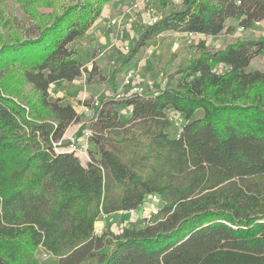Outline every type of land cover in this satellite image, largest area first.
<instances>
[{"label":"trees","instance_id":"1","mask_svg":"<svg viewBox=\"0 0 264 264\" xmlns=\"http://www.w3.org/2000/svg\"><path fill=\"white\" fill-rule=\"evenodd\" d=\"M33 1L22 3L28 10ZM112 1L120 3L73 0L60 12L33 11L34 34L0 42V264H40L39 246L55 264H264V71L248 69L264 42L205 44L229 30V18L242 28L264 21V0H181L156 23L136 25L130 53L119 50L122 64L168 30L200 36L196 52L155 90L102 97L83 163L60 150L79 114L48 100L49 86L99 74L95 63L84 70L70 44ZM11 70L34 92L28 106L10 88ZM171 113L184 118L176 135L166 130ZM153 193L156 214L118 233L95 232L101 214L142 210Z\"/></svg>","mask_w":264,"mask_h":264},{"label":"rangeland","instance_id":"2","mask_svg":"<svg viewBox=\"0 0 264 264\" xmlns=\"http://www.w3.org/2000/svg\"><path fill=\"white\" fill-rule=\"evenodd\" d=\"M72 1L73 0H51L54 5H47L43 0H35L30 3L28 10L26 5L22 3V0H4L0 2V42L11 36H14L13 38L18 37V34L21 33V31L25 32L26 29L30 31L29 33L34 34L31 29L32 26L30 25L33 20L31 12H60L63 6H67V4ZM128 1L129 0H123L121 2L120 0V3L116 5H112V1L110 2V8L112 11L121 10L120 8L126 5ZM180 1L181 0H167V5L163 8L159 3H156L155 0H152L147 5L143 4L145 1L142 0L140 2L142 6H139V10L134 13L136 14L134 25L128 32L121 34L120 28L111 26L109 22L104 19V23L97 25V22L95 25L93 24L86 34L77 37L70 44V46L78 51V57L84 64V70L90 69L92 63H95L97 66V73L100 74H96L94 78L88 80L87 73L84 71L82 76L74 81L66 82L60 80L49 86L48 100L61 98V104H71L79 114L80 121L71 125V131L74 129L75 131L78 129L80 130L81 126L90 122L92 118L91 115L94 113V105L91 104L93 113L82 112V106L86 101L92 102L100 100L104 96L119 95L127 91L126 87L122 84L126 70L130 68L134 69L142 84L148 81L154 82L155 85L152 88L146 89L152 91L158 86H161L157 84L158 81L163 79L165 81L163 84L166 83V80H168L166 79V74L179 63H187L193 59L196 52V44L200 36L195 34L189 36L187 34L168 30L148 39L142 51L138 52L128 63L122 64L123 58L130 53L133 47L131 37L134 36L136 25L145 24L144 21L146 17L152 12H161L164 14L178 9L181 6ZM106 5L107 4L103 6L101 13ZM98 19H103L101 14ZM227 26H229V30L224 31L220 35L208 36L205 38L207 48H222L224 47L223 45L238 38H253L264 42V21L259 25L252 23L250 26L242 28L237 25V19H230L229 22H227ZM125 42L129 44L130 49L124 53L121 47ZM119 50L124 54L123 58ZM255 58L264 59V49ZM255 58H253V61ZM250 68L249 66L248 69ZM7 77H9L8 83L10 88L14 90L13 93L17 99L21 101L25 99L27 106L34 101V92L29 85L21 81L15 71L11 70ZM200 115L201 110H198L193 117ZM127 116V110L123 109L119 117L125 120ZM171 117L172 119L166 130L170 135H176L180 130L184 118L182 115L176 113H171ZM58 142H60V140ZM80 156L82 160H85V155L81 154ZM157 205L160 206L161 202H158ZM142 214V210L137 209L133 213L126 212L122 215L114 214L113 220L103 221L99 217L95 224L97 227H101L102 232L107 230L109 233H118L122 227L131 225L138 226L141 223ZM33 254L40 264H55L57 262L55 257L40 246L33 249Z\"/></svg>","mask_w":264,"mask_h":264},{"label":"built area","instance_id":"3","mask_svg":"<svg viewBox=\"0 0 264 264\" xmlns=\"http://www.w3.org/2000/svg\"><path fill=\"white\" fill-rule=\"evenodd\" d=\"M142 0H135V1H131L129 0L127 2L126 5L122 6L119 11H112V9L110 8V2L107 3L106 7L104 8L103 12L101 13L102 18L107 20L109 22L110 25L112 26H116L117 28L120 29H124V28H132V26L134 25L135 22V17L136 14H134L135 12H137L139 9V6H142V4H140ZM145 2L143 4L147 5L149 4L152 0H144ZM144 5V6H145ZM162 13L158 12V13H154L152 12L151 14H149L146 17V20L144 21L145 24H154L156 23L161 17H162ZM261 22L256 21L255 24L259 25ZM187 35L191 36L193 35V33L189 32L186 33ZM196 35V34H195ZM123 52H127L130 49V46L127 42L122 44L121 47ZM151 50V49H150ZM84 72H82L83 74ZM165 81L162 79L161 81H158L157 84L158 85H162ZM122 84L124 87H126L128 94L129 93H137V92H143L145 89L147 88H152L155 84L154 82L148 81L144 84H142L138 78V74L137 72L130 68L128 70L125 71L124 73V77H123V81ZM84 104V103H83ZM91 104H93L94 106L99 104V100H95L92 101ZM91 104H84L82 106V112H89V113H93V108L91 107ZM92 117H94V113L91 115ZM90 128L88 127V124L86 126H84L80 131H75L73 132L69 137V143L67 146L65 147H61L60 150H65V151H70L73 152L80 160L81 162L85 163L88 159V137L90 136ZM57 144H60V142H57ZM81 154L85 155L86 158L85 160H82L81 158ZM160 198L158 197L157 194H149L146 198V200L143 203L142 206V216L141 218H149L152 215L156 214L158 212V205L157 203L159 202ZM134 210H131L130 213H133ZM126 213V211H118L116 214H124ZM100 219L104 220H112V216L106 215V214H101ZM98 217V218H99ZM95 232L96 233H101L102 229L101 227H97L95 224Z\"/></svg>","mask_w":264,"mask_h":264},{"label":"crops","instance_id":"4","mask_svg":"<svg viewBox=\"0 0 264 264\" xmlns=\"http://www.w3.org/2000/svg\"><path fill=\"white\" fill-rule=\"evenodd\" d=\"M116 5V4H119V3H117V1H115V2H113L112 3V5ZM116 11H119V10H116ZM230 19H236V18H229V19H227V22H229V20ZM104 21V19H98L97 21H95L94 22V25L97 23V25H99V24H101V23H104L103 22ZM227 22H226V24H227ZM262 22V21H261ZM112 26V25H111ZM119 30V29H118ZM224 46V45H223ZM263 63H264V59H260V58H255L254 59V61H253V59H252V61L250 62V64H249V66L251 67L250 69H259V70H263L264 71V65H263ZM248 66V67H249ZM77 126V125H76ZM70 128H71V125L66 129V131L64 132V135H63V137H66V138H68L74 131H75V129L73 130V131H71L70 130Z\"/></svg>","mask_w":264,"mask_h":264},{"label":"bare ground","instance_id":"5","mask_svg":"<svg viewBox=\"0 0 264 264\" xmlns=\"http://www.w3.org/2000/svg\"><path fill=\"white\" fill-rule=\"evenodd\" d=\"M130 212V211H129ZM122 215V214H121Z\"/></svg>","mask_w":264,"mask_h":264}]
</instances>
